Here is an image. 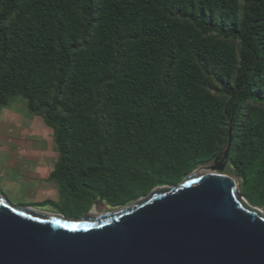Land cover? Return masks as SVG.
I'll return each mask as SVG.
<instances>
[{
    "label": "trees",
    "instance_id": "trees-1",
    "mask_svg": "<svg viewBox=\"0 0 264 264\" xmlns=\"http://www.w3.org/2000/svg\"><path fill=\"white\" fill-rule=\"evenodd\" d=\"M15 97L84 213L176 186L229 144L223 174L264 211V0H0V114Z\"/></svg>",
    "mask_w": 264,
    "mask_h": 264
},
{
    "label": "water",
    "instance_id": "water-1",
    "mask_svg": "<svg viewBox=\"0 0 264 264\" xmlns=\"http://www.w3.org/2000/svg\"><path fill=\"white\" fill-rule=\"evenodd\" d=\"M229 146L214 165L110 213L65 219L0 196V264H264V211L223 174Z\"/></svg>",
    "mask_w": 264,
    "mask_h": 264
},
{
    "label": "crops",
    "instance_id": "crops-1",
    "mask_svg": "<svg viewBox=\"0 0 264 264\" xmlns=\"http://www.w3.org/2000/svg\"><path fill=\"white\" fill-rule=\"evenodd\" d=\"M24 107L18 102L0 114V191L60 196L57 183L50 180L59 157L53 132L41 118L26 117Z\"/></svg>",
    "mask_w": 264,
    "mask_h": 264
},
{
    "label": "rangeland",
    "instance_id": "rangeland-1",
    "mask_svg": "<svg viewBox=\"0 0 264 264\" xmlns=\"http://www.w3.org/2000/svg\"><path fill=\"white\" fill-rule=\"evenodd\" d=\"M22 103V105L25 106V101L21 97H15L9 104V106L5 109L10 110L15 103ZM24 112L26 117L33 118L34 116H31L26 111V108L24 107ZM34 124V123H33ZM33 128H37L35 125H33ZM32 128V129H33ZM47 129H50L46 127ZM51 130V129H50ZM37 132V131H36ZM0 196H2L9 204H11L13 207L19 209V208H29L34 211L39 212H50L55 214L62 215L65 219H80L83 215H86L88 213H92V211H96L98 214H104V213H110L114 212L117 209H109L104 203L96 204L94 206V203L92 204L91 209L88 212H83L82 207L79 208V206H75L71 202H69L67 199H61L60 196L57 195V193H54L51 197H47V195H44V193H33L31 194L29 190H21L19 193L16 191L11 190H1Z\"/></svg>",
    "mask_w": 264,
    "mask_h": 264
},
{
    "label": "bare ground",
    "instance_id": "bare-ground-1",
    "mask_svg": "<svg viewBox=\"0 0 264 264\" xmlns=\"http://www.w3.org/2000/svg\"><path fill=\"white\" fill-rule=\"evenodd\" d=\"M92 214H94V215H99L95 210L92 211Z\"/></svg>",
    "mask_w": 264,
    "mask_h": 264
}]
</instances>
